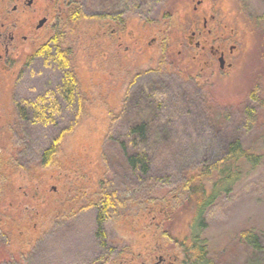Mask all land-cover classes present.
<instances>
[{
    "label": "rangeland",
    "instance_id": "1",
    "mask_svg": "<svg viewBox=\"0 0 264 264\" xmlns=\"http://www.w3.org/2000/svg\"><path fill=\"white\" fill-rule=\"evenodd\" d=\"M58 1L61 11L66 4H72V8L75 5V0ZM144 2L145 5L120 10L119 25L112 21L111 13L117 6L112 1L110 11L99 13L107 8L101 10L93 5L89 21L80 20L72 27L64 25L86 98L84 115L74 130L68 118L63 126L55 122L49 126H23L15 133L22 132L20 135L12 129L0 132V188L5 185L9 192L1 200L10 205L7 210L4 205L0 209L7 214H0V231L8 232V250L20 255L18 264H120L123 255L127 264H154L158 255L167 264H181L182 247L190 244L197 228L192 207L178 208L170 220L165 216V222L159 214L166 209L158 201L148 213L137 202H128L127 208L106 226L108 240L125 246L120 257L118 252L110 254L99 247L100 241L95 237L96 212L91 207L99 189L109 186V179L124 195V165L118 150H111L118 159L112 161L110 155L109 161L101 159L109 112L123 108L130 75L154 69L164 43H168L166 54L176 67L199 75L196 82L201 83V88L209 87L208 98L216 106L213 115L236 119L247 103L248 93L254 89L261 92L260 103L257 107L252 105L257 113L255 125L241 141L246 148L261 153L262 160L253 169L247 166L230 192L214 201L204 213L203 227L198 232L207 241L211 264H264V0ZM10 6L0 0V12ZM44 8L48 10L46 5ZM100 15L110 19L99 22ZM63 22L62 19L59 25ZM199 42L207 43L204 53L197 48ZM211 44H219L224 53L223 70L219 69L218 58L213 61L208 55ZM27 74L18 96L21 104L29 102L36 111L34 102L44 93L39 90L44 84V88L55 86L58 76L41 61ZM15 83L9 75L0 76V126L5 128L13 127L10 120ZM170 84L184 87L176 79ZM71 114L72 109L65 107L63 115L67 118ZM231 128L234 135L243 131L237 120ZM62 130L72 133L62 141L51 164L40 167L41 151L54 143ZM14 140L24 146L23 158L13 154ZM161 164L162 161H152L151 165L158 170ZM245 231L257 235L253 256L239 241ZM113 247L119 251L117 245ZM0 264L11 263L0 260Z\"/></svg>",
    "mask_w": 264,
    "mask_h": 264
},
{
    "label": "trees",
    "instance_id": "2",
    "mask_svg": "<svg viewBox=\"0 0 264 264\" xmlns=\"http://www.w3.org/2000/svg\"><path fill=\"white\" fill-rule=\"evenodd\" d=\"M101 1L75 0L74 7L71 4L62 18L63 25H59V22L55 24L53 35L43 50L39 51V57L42 64H47L57 73V83L46 88L44 84L42 91L39 90L38 93H44L34 102L37 105L36 111L27 104L29 102L23 104L24 107L17 111L14 125L22 128L35 123L49 126L55 122L56 125L63 126L68 118L73 130L79 125L84 115L86 98L75 71L74 52L70 44H67L64 25L72 27L80 20L89 21L93 5H98L101 10L104 6L107 8L97 11L99 13L110 11L111 1L117 4L115 12L113 8L111 10V16H114L112 21L119 25L122 23L119 19L122 18L120 10L145 5L144 0ZM139 1L141 2L138 3ZM106 19L110 18L100 15L97 20L101 22ZM261 20L264 26V15ZM168 48V43H164L154 69L130 75L123 108L117 112H109L101 159L109 161L110 155L113 161L116 157L111 150H118L120 161L124 165L122 191L124 195L127 192L131 194L125 197L119 193L108 178L109 186L104 185L99 189L91 206L96 212L95 237L100 241L99 247L102 250L110 254L118 252L116 255L119 254L120 257L125 246L108 240L106 226L114 221L120 210L127 208L125 206L128 202H137L145 213L151 209L153 211L157 203L162 204L166 211H160L159 216L165 222L166 215L170 220L175 210L190 206L194 210L193 222L197 223V228L190 244L182 247L181 264H211L207 241L198 231L203 227L204 213L214 201L220 195L230 192L232 186L241 180L247 166L253 169L262 160L261 153L246 148L241 141L244 134L255 125V107L260 103L261 92L254 89L248 93L247 103L236 119L215 116L212 112L216 106L208 98L211 92L209 87L205 85L201 88V83L196 82L199 75L182 72L176 67L167 57ZM174 79L181 81L184 87L170 84ZM65 107L72 109L71 117L63 115ZM236 120L243 128L239 135H234V128H231ZM71 133L62 130L56 134L54 143L40 153V167L51 164L60 144ZM11 148L14 155L24 157V146H20L18 141L14 140ZM152 161H162L158 170L152 167ZM6 190L5 185L0 188V209H3V205L9 208V204L1 200L3 196H9ZM173 202L175 204L172 205ZM0 212L3 216L7 215L1 210ZM141 217L145 219L144 215ZM7 237L8 232L0 231V260L18 264L16 259L20 260V255L9 252ZM239 241L251 250L252 256L255 255L257 235L245 231L241 233ZM109 244L117 245L119 251Z\"/></svg>",
    "mask_w": 264,
    "mask_h": 264
},
{
    "label": "flooded vegetation",
    "instance_id": "3",
    "mask_svg": "<svg viewBox=\"0 0 264 264\" xmlns=\"http://www.w3.org/2000/svg\"><path fill=\"white\" fill-rule=\"evenodd\" d=\"M58 2V0H2V4L11 6L10 9L0 12V76L9 75L12 81L16 83L12 99L15 102H13V119L10 120L13 127L9 125L5 128V125H1V133L3 131L10 132L12 129L15 134L21 129L23 130V128L13 125L17 111L25 104L20 103L22 100L20 101L21 97L18 96L19 88L25 83V76L28 75L27 73L30 69L39 63V51L43 50L48 40L52 37L55 24L64 17L61 18L60 15H65L66 11H68L66 8L71 5L66 4L68 7L65 5V9L61 11V8L57 7L59 5ZM45 5L48 10L44 8ZM41 21L43 24L39 27ZM203 26L206 27L205 20L203 21ZM189 42L192 43L191 40ZM206 44V42H201V44L199 42L196 45L204 53ZM208 48L210 59L214 61L215 58L222 56L224 60V53L220 51L219 44L215 46L211 44ZM30 80L34 81V79ZM10 122H6V125ZM5 209L7 210V207ZM157 257V261L154 264H167L165 258L159 255ZM123 259L124 255L120 264H127L124 263ZM140 264L145 263L141 261Z\"/></svg>",
    "mask_w": 264,
    "mask_h": 264
},
{
    "label": "water",
    "instance_id": "4",
    "mask_svg": "<svg viewBox=\"0 0 264 264\" xmlns=\"http://www.w3.org/2000/svg\"><path fill=\"white\" fill-rule=\"evenodd\" d=\"M42 24H43V22L41 21V22L39 23V27H40ZM218 64H219V68H220V69H223V68H224V60H223V57H222V56H220V57L218 58Z\"/></svg>",
    "mask_w": 264,
    "mask_h": 264
}]
</instances>
